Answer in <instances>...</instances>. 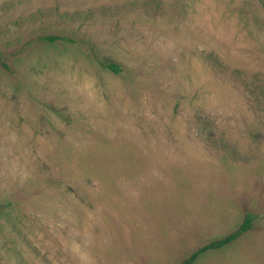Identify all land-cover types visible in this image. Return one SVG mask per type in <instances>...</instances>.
Wrapping results in <instances>:
<instances>
[{
    "label": "rangeland",
    "instance_id": "1",
    "mask_svg": "<svg viewBox=\"0 0 264 264\" xmlns=\"http://www.w3.org/2000/svg\"><path fill=\"white\" fill-rule=\"evenodd\" d=\"M0 49V264H178L246 212L194 264H264V0H0Z\"/></svg>",
    "mask_w": 264,
    "mask_h": 264
},
{
    "label": "trees",
    "instance_id": "2",
    "mask_svg": "<svg viewBox=\"0 0 264 264\" xmlns=\"http://www.w3.org/2000/svg\"><path fill=\"white\" fill-rule=\"evenodd\" d=\"M36 42L45 43V44H53L61 41L65 42H76L75 38L69 37L66 35H60V34H41L34 38ZM31 42V41H29ZM28 42V43H29ZM90 53L92 55V58L103 68L106 69L112 73L120 74L122 72V65L115 60L100 57L97 52L94 51L93 46H89ZM0 65L4 67L6 70L11 71V67L9 63H7L3 58V52L0 49ZM59 114V111H56ZM257 219V214L254 212H246L243 216L242 221L240 224L229 233L212 239L200 246H198L196 249H194L187 257H185L183 260H181L178 264H194L195 261L198 259V257L205 252L213 251L221 249L233 241H235L237 238L242 236L244 233L249 231L253 228L255 222Z\"/></svg>",
    "mask_w": 264,
    "mask_h": 264
}]
</instances>
